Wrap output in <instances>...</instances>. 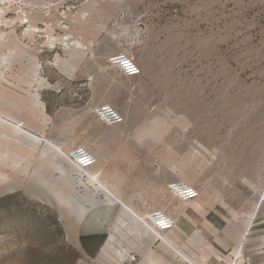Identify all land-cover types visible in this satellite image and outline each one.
Returning <instances> with one entry per match:
<instances>
[{
	"label": "rangeland",
	"instance_id": "rangeland-1",
	"mask_svg": "<svg viewBox=\"0 0 264 264\" xmlns=\"http://www.w3.org/2000/svg\"><path fill=\"white\" fill-rule=\"evenodd\" d=\"M89 8L93 21H105L118 36L99 51L107 57L130 52L141 78L157 84L149 88L152 109L204 113L223 133L249 128L264 138V0H0V264L87 263L89 248L70 229L79 213L71 197H79L86 178L75 179L79 173L63 154L77 145L100 148L101 136L93 132L104 126L89 104L69 101L66 83L57 78L62 96H50L53 108L37 117L22 84L41 79L58 88L46 86L54 76L40 62L53 69L51 55L64 50L72 30L84 31ZM136 24L147 43L142 51L130 50L141 38L124 35ZM16 126L34 135L44 130L36 137L46 141L18 134ZM254 202L255 221L264 229V183Z\"/></svg>",
	"mask_w": 264,
	"mask_h": 264
},
{
	"label": "crops",
	"instance_id": "crops-1",
	"mask_svg": "<svg viewBox=\"0 0 264 264\" xmlns=\"http://www.w3.org/2000/svg\"><path fill=\"white\" fill-rule=\"evenodd\" d=\"M92 13L91 8L86 11L84 31L72 30L63 38L64 50L53 52V69L48 60L40 62L54 76L46 80V86L58 88L45 87L41 79L22 84L30 92L31 109L40 118L53 108L52 98L62 96L58 80L66 83L64 94L74 105L82 100L92 113L97 104L108 103L124 117L122 124L106 126L92 113L104 126L93 132L101 136L100 148L86 147L96 157L88 173L96 175L97 183L86 179V190L82 187L79 197H71L79 213L70 229L77 232L79 244L89 248L86 264H112L131 252L139 264H231L239 249L251 257L252 264H264L259 256L264 229L255 221L258 200L254 202L264 183L263 136L255 137L249 128L223 133L206 122L204 113L194 116L189 111L152 109L149 88L157 84L142 79L143 72L126 78L108 64L107 55L99 49L118 36L107 30L105 21H93ZM143 34L141 25L139 30H124L127 37L141 38V44H134L135 51L147 46ZM6 119L22 126L27 123L17 117ZM193 120L197 123L191 126ZM15 130L46 141L36 137L44 130L34 132L37 135L19 126ZM48 143L61 153L58 145ZM79 174L75 179L82 178ZM173 181L188 183L199 196L189 201L174 198L167 189ZM73 198L82 203L81 208L75 207ZM154 209H163L175 220L164 234L165 243L148 235L137 221Z\"/></svg>",
	"mask_w": 264,
	"mask_h": 264
},
{
	"label": "built area",
	"instance_id": "built-area-1",
	"mask_svg": "<svg viewBox=\"0 0 264 264\" xmlns=\"http://www.w3.org/2000/svg\"><path fill=\"white\" fill-rule=\"evenodd\" d=\"M139 29L140 25L136 24L132 25L131 28L127 30L135 31ZM64 40H66V37H64ZM136 43H138V41L132 42L130 48ZM107 62L126 78L137 77L142 74L140 65L128 51L109 55L107 57ZM92 113L97 120L106 126H116L124 122L123 115L108 103L97 104L92 108ZM63 157L76 171L85 174V176L81 175L82 177L87 176V178L96 179L95 174H87L89 168L95 165L96 157L85 146L77 145L67 153H64ZM167 189L174 198L181 201L193 200L199 196L198 190L184 181L170 182L167 184ZM137 221L146 230L148 235H152L156 241L164 243L165 232L175 225V220L163 209L150 210L142 216L137 217ZM239 263L251 264L250 258L241 254L240 249L233 258L231 264ZM114 264H139V261L137 260L136 254L131 252Z\"/></svg>",
	"mask_w": 264,
	"mask_h": 264
},
{
	"label": "bare ground",
	"instance_id": "bare-ground-1",
	"mask_svg": "<svg viewBox=\"0 0 264 264\" xmlns=\"http://www.w3.org/2000/svg\"><path fill=\"white\" fill-rule=\"evenodd\" d=\"M52 146H53V145H52ZM78 172H79V171H78ZM79 173H80V176H81V175H84V176H85L84 173H82V172H79ZM87 174L90 175L88 172H87ZM84 176H83V177H84ZM81 177H82V176H81ZM85 178H86V179H89L90 181L96 182V180L93 179V178H89V177L87 178V176H86ZM96 183H97V182H96ZM96 185H97V187H100L99 184H96ZM105 194H106L107 196H109L107 193H105ZM73 199H74L75 207L79 208L81 204L79 203V201H78L76 198H73ZM257 206H258V204H256V207H257ZM256 207H255V208H256ZM119 261H120V260H119Z\"/></svg>",
	"mask_w": 264,
	"mask_h": 264
}]
</instances>
